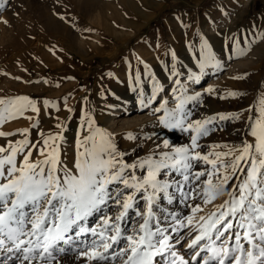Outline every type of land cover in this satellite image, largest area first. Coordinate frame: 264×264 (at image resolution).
I'll list each match as a JSON object with an SVG mask.
<instances>
[{"label":"snow or ice","instance_id":"1","mask_svg":"<svg viewBox=\"0 0 264 264\" xmlns=\"http://www.w3.org/2000/svg\"><path fill=\"white\" fill-rule=\"evenodd\" d=\"M244 40L247 45L233 38L239 46L233 56L247 55L252 45L264 41V33ZM172 56L175 107H168L167 100L152 107L163 90L155 81L150 95L139 89L138 104L151 111L157 126L192 133L188 144L175 146L163 139L129 162L114 134L94 127L95 118L86 113L87 127H80L88 134L77 140L72 168L60 159L57 139H64L62 133L38 132L40 139L33 142L30 130L23 129L24 139L0 146V264H62L61 258L70 264H264V99L255 116L247 118L254 139L233 146L203 145L201 139L216 130L217 120H239L242 112L191 120L187 105L201 103L202 93H188L175 52ZM197 63L199 71L189 74L188 81L198 83L208 68L223 70L206 40ZM0 105V126L29 108L39 112L27 96L0 98ZM246 111L251 113L252 106ZM15 134L0 131V137ZM127 138L140 143L131 133ZM146 139L160 137L153 133ZM204 147L209 150L202 152ZM221 147L226 150L217 151ZM33 150L43 158L33 160ZM224 194L228 199L215 211L201 214ZM173 204L188 213L176 212ZM185 246L190 259L180 252Z\"/></svg>","mask_w":264,"mask_h":264},{"label":"rangeland","instance_id":"2","mask_svg":"<svg viewBox=\"0 0 264 264\" xmlns=\"http://www.w3.org/2000/svg\"><path fill=\"white\" fill-rule=\"evenodd\" d=\"M84 1L3 0L0 4V98L7 101L27 96L39 109L29 108V112L9 118L0 126V131L16 133L7 136L8 141L24 139L19 129L26 126H30L29 139L33 142L40 139L38 132L45 136L62 133L64 139H57L60 159L72 168L77 140L88 134L80 127L83 124L86 129L87 113L95 118L94 127L114 134L117 148L127 153L129 162L155 149L163 139L175 146L188 144L192 133L157 126L151 111L138 104L139 89L150 95L155 81L163 90L152 107L160 106L163 100L168 101V107H175L178 101L173 92L176 78L170 74L172 52L176 68L183 74L179 79L187 85L188 93H202L201 103L187 105L191 120L242 112L239 120H217L216 130L200 143L233 146L241 144L243 138L254 139L249 135L252 122L247 118L255 116L264 99V41L252 45L243 57L233 56L232 50L239 47L233 38H239L243 45L248 44L245 35L259 38L250 31L256 13L263 12L264 0H249L245 7L246 0H132L135 8L126 3L130 0ZM146 15L148 20L131 36L133 24ZM50 16L54 23L63 22L66 29L58 31L47 25ZM5 19L8 24L2 22ZM259 25L264 30V23ZM202 40L222 62L223 70L205 69L200 81L194 83L187 76L199 71ZM208 88L213 92L207 93ZM232 90L242 95L228 97ZM250 106L251 113L246 111ZM30 115L34 122L28 121ZM20 119L28 120L25 123ZM129 133L139 137L140 143L129 140ZM153 133L160 139L147 140L146 136ZM1 140L0 144L7 145L8 141ZM38 158L43 157L37 153L32 159ZM20 159L18 156V162ZM225 199L227 194L207 205L201 214L215 211ZM170 207L183 214L189 211L181 204ZM182 249L187 255L186 246ZM61 261L70 264L65 258Z\"/></svg>","mask_w":264,"mask_h":264},{"label":"bare ground","instance_id":"3","mask_svg":"<svg viewBox=\"0 0 264 264\" xmlns=\"http://www.w3.org/2000/svg\"><path fill=\"white\" fill-rule=\"evenodd\" d=\"M80 1V0H79ZM84 1V0H83ZM86 1H93L94 2V0H86ZM85 2V1H84ZM87 2V3H88ZM248 2H249V0L247 1H244V3H243V6L245 7L246 5H248ZM128 5H129V7H131V8H135L136 7V3L135 2H133L132 0H130L129 2H126ZM84 4H86V3H84ZM104 5H106V4H104ZM86 6H88V4H86ZM111 6V5H110ZM104 8V7H103ZM113 9V8H112ZM98 11V10H97ZM101 15V14H100ZM102 17V16H101ZM148 18H149V15H146L141 21H139V22H136V23H134L133 24V27H132V30L130 31V35L131 34H135V32H137V30L143 25V23H145L147 20H148ZM122 19V18H121ZM122 21H125V19L123 18L122 19ZM121 21V23H123ZM119 24V23H118ZM47 25H52V27H54V28H56L58 31L59 30H65L66 29V25L62 22V23H59L58 22V24L57 23H54L53 22V19H51V16H50V18L48 19V21H47ZM108 26V28H109V25H107ZM56 30V31H57ZM99 35V34H98ZM101 36V35H100ZM132 36V35H131ZM28 42V41H27ZM31 109V108H30ZM28 112H29V110H28ZM32 113V112H31ZM30 114V113H29ZM145 117H147V116H145ZM142 119V118H141ZM144 119V118H143ZM22 122H25V123H27V120L28 119H20ZM28 121H30V122H34V120H33V117L30 115V118H29V120ZM23 129H30V126H26V127H21L20 129H19V132H20V135L22 136V138L24 137V135H23V133L20 131V130H23ZM1 141H3V142H7L8 140L6 139V137H2V140ZM0 146H5V145H3V144H0ZM37 147H40V145H38ZM38 152L36 151V150H33V155H32V158H33V156H35L36 154H37ZM180 252L182 253V254H184L183 253V249L181 250L180 249ZM185 258L187 259V255H185ZM190 264H192V262L190 261Z\"/></svg>","mask_w":264,"mask_h":264},{"label":"crops","instance_id":"4","mask_svg":"<svg viewBox=\"0 0 264 264\" xmlns=\"http://www.w3.org/2000/svg\"><path fill=\"white\" fill-rule=\"evenodd\" d=\"M262 10H263L262 13L258 12V14L256 13V15H255V18L253 21L255 25H253V27H251L252 28V31H250L251 34L261 35L262 33H264L263 28H261L259 25L261 23H264V6L263 5H262Z\"/></svg>","mask_w":264,"mask_h":264}]
</instances>
